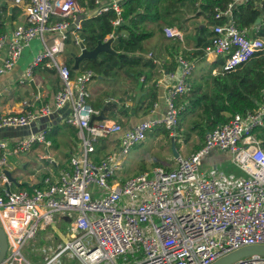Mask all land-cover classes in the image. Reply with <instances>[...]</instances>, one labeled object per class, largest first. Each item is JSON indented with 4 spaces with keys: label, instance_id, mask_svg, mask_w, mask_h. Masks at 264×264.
Instances as JSON below:
<instances>
[{
    "label": "built area",
    "instance_id": "obj_1",
    "mask_svg": "<svg viewBox=\"0 0 264 264\" xmlns=\"http://www.w3.org/2000/svg\"><path fill=\"white\" fill-rule=\"evenodd\" d=\"M101 1L93 0L96 6ZM110 1L99 13L113 8L112 26L116 28L123 22L121 9L118 0ZM246 1L215 8L214 18L224 22L212 27L205 53L223 57L220 72L234 71L264 52V36L253 35L259 31L258 24L250 34L249 29L239 30L233 20L235 3ZM12 2L20 9L22 22L0 34V76L13 70L33 39H40L44 50L24 75L31 81L39 65L56 71L61 87L53 95V104L57 110L70 107L67 122L77 129L81 151L57 178H43L32 193L12 191L6 175L12 171L8 156L25 154L35 144L47 147L49 142L44 130L11 146L0 140V228L7 241L1 264H34L23 255V247L46 231L51 245L37 256L39 264H63L66 254L81 264H115L127 255L134 259L131 264H213L244 247L264 246V151L262 141L251 133L263 124L264 91L254 111L235 114L227 124L206 133L199 150L175 159V169L154 167L117 182L123 159L149 132L164 129L175 134L179 123L176 100L190 88L187 79L193 62L177 57L181 73L166 92L161 114L151 111L150 117L127 129L110 120L90 124L98 114L87 89L93 73L86 70L76 82L69 67L58 60L69 38L78 48L83 44L79 33L84 9L75 0ZM161 32L168 40L181 41L185 35L176 26L162 27ZM114 38L111 33L106 40ZM49 115L47 103L36 110L0 114V129L26 128ZM117 133H121L119 151L94 163L92 155L99 140ZM214 151L229 153L248 177L237 181L219 172L202 176L200 161ZM56 241L60 243L55 246ZM234 264H264V257L252 255Z\"/></svg>",
    "mask_w": 264,
    "mask_h": 264
},
{
    "label": "crops",
    "instance_id": "obj_2",
    "mask_svg": "<svg viewBox=\"0 0 264 264\" xmlns=\"http://www.w3.org/2000/svg\"><path fill=\"white\" fill-rule=\"evenodd\" d=\"M110 3V0H102L100 7H109ZM13 7L15 6H9L12 9ZM97 13H99L98 10L83 12L86 17L94 16ZM7 15L8 22H11L12 10L9 13L8 9ZM21 22L22 16L20 14L13 23H9L6 27H14ZM186 24L187 30H182L185 35L181 41L165 39L158 22L141 24L140 27L149 33V36L141 41L136 40L131 35L119 38L115 36L113 40L116 41L114 44L112 43V50L115 55L101 53L94 62L82 61L78 70H73L72 78L78 82L87 70L88 64L97 67L107 64L110 66V70L100 76L93 74V79L88 85L89 98L93 108L97 112L103 108L108 120L117 122L123 129L130 128L150 117L151 111H154L157 116L162 113L163 100L168 88L173 87L179 79L181 68L177 64V57L182 56L183 53H192L196 50L192 40V28L189 22ZM249 32L252 33V28L249 29ZM42 47L40 39H33L24 49L13 70L0 76V114L18 112L26 108L36 110L47 103L51 108V115L33 122L26 128L0 129V140L11 146L12 143L27 137L29 134L42 130L50 133L51 137L46 138L49 146L46 147L44 144H40L43 145L45 154L37 155L36 158L39 162L48 163L54 168L47 177L51 176L55 179L58 177L60 170L68 165L70 158L81 151V145L77 137V129L67 122L70 107L67 106L62 110H57L54 107L53 95L61 87L56 71L39 65L34 69L31 81L24 75L25 69L32 63L35 56L43 52ZM70 51H73L75 55L80 54V48L74 46V44L65 45L64 53L59 56L58 60L66 64L67 55ZM204 58V61L194 64L193 71L196 66L198 70L196 75H193L192 71L190 78L187 79L190 88L191 85L205 82L209 79V76L220 73L223 57L205 54ZM153 95L155 100L150 107L148 104ZM106 102H109L111 106L107 110L102 107ZM140 103L143 104L140 105ZM157 131L159 129L149 132L142 143L131 148L123 159L120 170L116 173L115 181L123 182L127 177L141 172H150L154 167H162L166 170L176 168L175 156L169 158V164L163 167L161 158L159 159L157 154L166 153L167 147L172 145L175 147L178 156L182 157L179 154L180 150L186 149L191 143L189 141L183 142L184 145L181 143L183 134L186 135V129L179 128L180 132L176 131L175 134L168 132L167 135H153ZM120 141L121 133L112 134L99 140L96 146L103 147V152L97 157L98 160H102L108 154L117 153L120 148ZM179 143H181V146ZM197 144L191 145L189 153L183 158L189 157L190 154L196 151L195 146ZM26 154L28 152L20 156L25 157ZM20 156H8L9 164L12 167L11 178L17 183L11 182L12 191L22 190L23 184L34 188V185L31 186L29 183L21 182L13 176L17 163H20ZM25 165L27 166V163ZM199 169H201L199 170L200 174L204 177H211L216 172L237 181L248 177L233 162L229 153L221 151L211 152L201 159ZM24 190L27 191V189Z\"/></svg>",
    "mask_w": 264,
    "mask_h": 264
},
{
    "label": "trees",
    "instance_id": "obj_3",
    "mask_svg": "<svg viewBox=\"0 0 264 264\" xmlns=\"http://www.w3.org/2000/svg\"><path fill=\"white\" fill-rule=\"evenodd\" d=\"M84 12L100 10L93 0H75ZM235 0H118L117 4L121 9L123 22L116 28L112 26V21L116 19V12L113 8H108L105 12H100L91 17L84 14L81 24L80 38L87 50H93L97 44L98 37L102 41L113 33L116 38L131 35L136 40L141 41L149 36L140 26L145 22H158L162 27L176 26L184 31L187 30V22L193 31L192 40L196 50L192 53H183L182 57L192 61L193 64L204 61L205 48L210 43L212 36L211 29L215 25H221L224 20L215 19V8H226L228 4ZM261 6H260V5ZM9 5L0 4V34L6 29V25L13 23L21 14L16 6L12 9L11 22H8ZM233 20L239 30L250 29L255 26L259 19V31L254 36H264V0H247L237 2L232 12ZM201 21V22H200ZM113 44L116 40H113ZM69 38L65 45H70ZM73 51L67 55L66 65L74 74L72 69ZM94 62V61H91ZM223 62V60H222ZM221 62V63H222ZM222 65V64H221ZM95 76L106 74L110 70L107 64L97 67L88 64L86 67ZM34 74V72H33ZM190 78V77H189ZM264 91V52L258 53L247 62L238 66L231 72H220L209 76L205 82L191 85V88L184 94L178 96L176 106L179 108L178 128H185L186 136L191 133L199 138L200 143L195 146L199 150L203 145L206 133L217 126L225 125L235 114H245L256 109ZM154 95L150 99V107L153 104ZM143 103H140L142 105ZM105 110L111 108L110 103L103 104ZM145 112V108L143 107ZM46 138L51 137L45 131ZM251 133L255 138L262 141L261 147L264 151V120L261 126L255 127ZM167 135L168 131L159 129L153 135ZM102 140V139H101ZM98 145V144H97ZM103 152V147H95L93 153L94 163H98L99 154ZM47 177L44 175L43 178ZM40 184L34 185L39 187ZM27 189L32 193L33 187L23 184L22 190Z\"/></svg>",
    "mask_w": 264,
    "mask_h": 264
},
{
    "label": "rangeland",
    "instance_id": "obj_4",
    "mask_svg": "<svg viewBox=\"0 0 264 264\" xmlns=\"http://www.w3.org/2000/svg\"><path fill=\"white\" fill-rule=\"evenodd\" d=\"M1 3H6L9 6H14L12 0H0V4ZM42 50H44V47H42ZM197 70H198V68L196 66L195 70L193 71V75H196ZM87 89H88V86H87ZM176 131L180 132L179 128L176 129ZM181 139L183 140L181 142L183 145L186 143L185 141L191 142L190 145H188L186 147V149L180 150L179 154L182 157H185L189 153V151L191 149V145L200 143L199 138L196 137L192 133L189 136H186L183 134ZM184 139H186V140H184ZM183 142H185V143H183ZM181 143H179L180 146H181ZM173 150H175V147L171 145V146L167 147L166 153L157 154L158 155L157 157L159 159L161 158V165L163 167H166L169 164L168 163L169 158H174ZM42 153L45 154V152L43 151V145L36 144L28 152V154L25 155V157L20 156L19 157L20 163H17L16 171L13 172L14 178L20 180L21 182L29 183L31 186H33V185L41 182L44 175L50 174L54 170V168L52 166L48 165V163H45L42 161L39 162L36 158L37 155H40ZM25 163H27V166L25 165ZM48 233H49V231H46L44 233H38L35 238L30 239V240L25 242L22 253L28 261H30L34 264H39V263H37L38 262L37 256L42 254L41 250H43L47 246L51 245V242L46 239V236L48 235ZM58 243H60V241H56L55 246ZM124 259H126V261H124ZM62 262H63V264H81L79 262V260L73 258L72 256H70L68 254H66L62 257ZM133 262H134V259L130 255H127L125 257H121V258L115 260L114 263L115 264H131ZM99 264H112V263L104 261V262H101Z\"/></svg>",
    "mask_w": 264,
    "mask_h": 264
},
{
    "label": "water",
    "instance_id": "obj_5",
    "mask_svg": "<svg viewBox=\"0 0 264 264\" xmlns=\"http://www.w3.org/2000/svg\"><path fill=\"white\" fill-rule=\"evenodd\" d=\"M12 8H9V13H11ZM80 19V18H79ZM259 19L256 20L255 25L259 23ZM112 39H108L106 41H102L100 37H98L97 44L93 50H87L85 46L82 44L80 46V54L79 55H72L73 58V70L76 71L79 68V65L82 61L89 60V61H94L97 59L98 55L101 53H106L110 55H115V52L112 50ZM108 120V118L105 116L103 112V108L98 112L97 115H93L91 117L90 124H92L94 121L100 122V121H105ZM173 154L175 158L178 157V154L175 150H173ZM6 175L9 177L11 182H15L11 178V174L9 172H6ZM17 184V183H16ZM7 251V241L6 237L4 235L3 230L0 228V264L2 260L5 257ZM252 255H259L264 257V246H249V247H244L238 251H235L219 260L214 262L213 264H234L235 262L252 256Z\"/></svg>",
    "mask_w": 264,
    "mask_h": 264
}]
</instances>
